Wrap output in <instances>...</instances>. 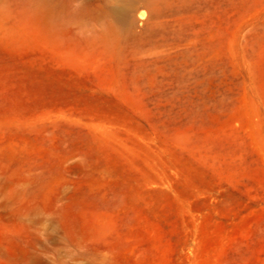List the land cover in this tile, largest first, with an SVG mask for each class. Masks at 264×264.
Returning a JSON list of instances; mask_svg holds the SVG:
<instances>
[{"label": "rangeland", "instance_id": "obj_1", "mask_svg": "<svg viewBox=\"0 0 264 264\" xmlns=\"http://www.w3.org/2000/svg\"><path fill=\"white\" fill-rule=\"evenodd\" d=\"M0 264H264V0H0Z\"/></svg>", "mask_w": 264, "mask_h": 264}]
</instances>
